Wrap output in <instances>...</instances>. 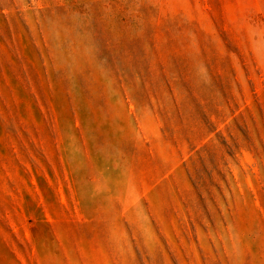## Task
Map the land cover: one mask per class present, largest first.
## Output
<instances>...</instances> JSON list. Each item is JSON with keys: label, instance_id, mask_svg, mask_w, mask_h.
<instances>
[{"label": "rangeland", "instance_id": "1", "mask_svg": "<svg viewBox=\"0 0 264 264\" xmlns=\"http://www.w3.org/2000/svg\"><path fill=\"white\" fill-rule=\"evenodd\" d=\"M0 264H264V0H0Z\"/></svg>", "mask_w": 264, "mask_h": 264}]
</instances>
